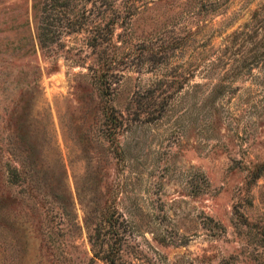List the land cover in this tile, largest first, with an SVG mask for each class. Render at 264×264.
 <instances>
[{
    "label": "rangeland",
    "instance_id": "obj_1",
    "mask_svg": "<svg viewBox=\"0 0 264 264\" xmlns=\"http://www.w3.org/2000/svg\"><path fill=\"white\" fill-rule=\"evenodd\" d=\"M30 3L0 0V264H264V0H115L107 88Z\"/></svg>",
    "mask_w": 264,
    "mask_h": 264
},
{
    "label": "trees",
    "instance_id": "obj_2",
    "mask_svg": "<svg viewBox=\"0 0 264 264\" xmlns=\"http://www.w3.org/2000/svg\"><path fill=\"white\" fill-rule=\"evenodd\" d=\"M114 2L115 0H31V19L36 42L39 46L48 47L51 44H60L65 35L81 33L83 43L90 49L93 58L87 68L107 88L116 81L108 77L112 74L114 62L113 56H109L113 52L110 47L117 46L113 39L114 29L116 25L125 27L131 15L129 10ZM97 51H101L104 57L99 55L95 60ZM104 115L113 119L115 125L123 122L118 117L121 112L110 105H105ZM116 130L117 128L113 129ZM261 166L255 169L254 175H258ZM99 235V228L96 226L88 232L92 254L96 258L107 257L102 247L104 241Z\"/></svg>",
    "mask_w": 264,
    "mask_h": 264
}]
</instances>
